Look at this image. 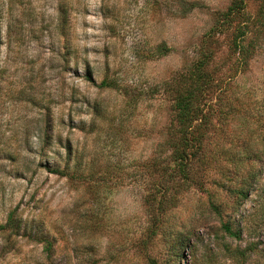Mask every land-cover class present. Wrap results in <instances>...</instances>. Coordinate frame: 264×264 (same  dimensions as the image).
Returning a JSON list of instances; mask_svg holds the SVG:
<instances>
[{
  "label": "rangeland",
  "instance_id": "rangeland-1",
  "mask_svg": "<svg viewBox=\"0 0 264 264\" xmlns=\"http://www.w3.org/2000/svg\"><path fill=\"white\" fill-rule=\"evenodd\" d=\"M229 1L0 0V264H264V33L237 74V17L211 31ZM206 51L177 164L174 99Z\"/></svg>",
  "mask_w": 264,
  "mask_h": 264
},
{
  "label": "trees",
  "instance_id": "trees-1",
  "mask_svg": "<svg viewBox=\"0 0 264 264\" xmlns=\"http://www.w3.org/2000/svg\"><path fill=\"white\" fill-rule=\"evenodd\" d=\"M251 1L256 6V13L250 14L247 9V3ZM190 4H193L192 2ZM191 8L195 5H190ZM217 27L212 28V32L221 31L222 24L229 23L237 17L236 33L233 35V50L237 55V74L243 71L251 57L255 54L259 41L260 34L264 33V0H230L224 11H222ZM209 35V33L207 34ZM211 57V52L201 53V57L193 64L190 73L189 88H185L174 99L173 107L175 110L174 120L176 124L175 132L178 134L175 140L168 142L172 148V155L174 158H179L177 164L187 158V155H192V151L188 148L198 149L200 147V134L196 130L206 123L208 119L211 103L207 100L206 91L214 86L212 82L211 72L204 69L207 60ZM99 86L112 87L113 83L101 80ZM159 188L157 192H161ZM165 187L163 188V193ZM245 189L242 186L237 187V197L245 196ZM13 218V210L9 211L6 215L4 223L0 224V231L4 229L13 230L16 228ZM224 232L230 237L240 238L241 227L237 225V231L233 230L228 223L221 225ZM264 239V232H263Z\"/></svg>",
  "mask_w": 264,
  "mask_h": 264
}]
</instances>
